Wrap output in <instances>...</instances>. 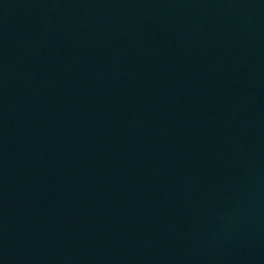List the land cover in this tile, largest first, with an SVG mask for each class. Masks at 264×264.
<instances>
[{"label":"water","instance_id":"95a60500","mask_svg":"<svg viewBox=\"0 0 264 264\" xmlns=\"http://www.w3.org/2000/svg\"><path fill=\"white\" fill-rule=\"evenodd\" d=\"M0 264H264V0H0Z\"/></svg>","mask_w":264,"mask_h":264}]
</instances>
